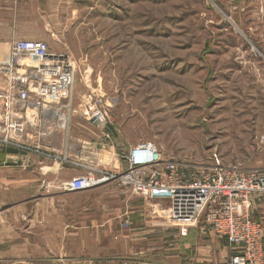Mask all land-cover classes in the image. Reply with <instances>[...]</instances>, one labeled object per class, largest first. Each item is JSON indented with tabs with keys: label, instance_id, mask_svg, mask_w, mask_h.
<instances>
[{
	"label": "rangeland",
	"instance_id": "374dc122",
	"mask_svg": "<svg viewBox=\"0 0 264 264\" xmlns=\"http://www.w3.org/2000/svg\"><path fill=\"white\" fill-rule=\"evenodd\" d=\"M0 38V46L34 39L67 54L72 116L81 117L84 98L101 96L110 124L90 125L122 146L150 142L191 167L214 158L264 166V0H0ZM57 192L38 209L34 199L18 211L0 201V264H94V250L81 263L73 253L63 259L68 208L80 202L92 220L118 226L137 201L115 182L85 197ZM43 225L49 233L36 231Z\"/></svg>",
	"mask_w": 264,
	"mask_h": 264
},
{
	"label": "built area",
	"instance_id": "2783aa9c",
	"mask_svg": "<svg viewBox=\"0 0 264 264\" xmlns=\"http://www.w3.org/2000/svg\"><path fill=\"white\" fill-rule=\"evenodd\" d=\"M0 70L7 85L0 89V148L24 146L26 133L49 114L51 131H66L73 112L75 69L67 54H56L42 41L18 40L9 46ZM81 117L100 128L110 124L107 104L99 95L81 101ZM50 120V119H49ZM109 139V135L106 134ZM264 146V133L258 138ZM123 169L85 174L59 188L84 192L115 182L145 200L167 202L166 214L181 236L202 223L230 248L228 264H264L263 232L251 215L254 196H264V170L223 166H185L165 159L153 143L141 141L122 153ZM130 227L127 214L120 228Z\"/></svg>",
	"mask_w": 264,
	"mask_h": 264
},
{
	"label": "crops",
	"instance_id": "0c3cea01",
	"mask_svg": "<svg viewBox=\"0 0 264 264\" xmlns=\"http://www.w3.org/2000/svg\"><path fill=\"white\" fill-rule=\"evenodd\" d=\"M5 54L2 52L1 60L5 59ZM2 65L0 62V68ZM6 85L5 74L0 70V89ZM44 116L50 120L41 116L34 132L26 133L24 146L0 148V201L3 207L11 206L18 211V205L34 199L38 209L41 200L55 198L57 201L61 197L57 190L62 182L89 174L88 171L99 176V172L122 170V153L135 145L118 144L109 130L93 128L79 116H70L66 131H51L50 125L54 121L49 114ZM104 154L109 156L106 163ZM255 169L264 170V166ZM89 191L71 192V195L85 197ZM136 198V202L127 203L130 227L126 230L121 229L120 224L92 220L85 204H71L68 209L73 210L74 224L63 227L66 234L63 259H69L73 253L81 263L83 257L87 260L88 251L94 250V264H228L230 248L227 241L207 226L194 224L188 228L186 236H181L178 227L167 217L166 201ZM251 215L260 224L264 237V196L253 197ZM35 229L50 232L45 225Z\"/></svg>",
	"mask_w": 264,
	"mask_h": 264
},
{
	"label": "bare ground",
	"instance_id": "6f19581e",
	"mask_svg": "<svg viewBox=\"0 0 264 264\" xmlns=\"http://www.w3.org/2000/svg\"><path fill=\"white\" fill-rule=\"evenodd\" d=\"M0 51H2V52H4V53H8V51H9V47H7V46H0Z\"/></svg>",
	"mask_w": 264,
	"mask_h": 264
}]
</instances>
